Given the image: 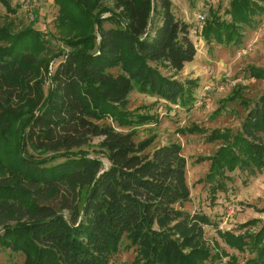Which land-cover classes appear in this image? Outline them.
Wrapping results in <instances>:
<instances>
[{
	"label": "trees",
	"instance_id": "obj_1",
	"mask_svg": "<svg viewBox=\"0 0 264 264\" xmlns=\"http://www.w3.org/2000/svg\"><path fill=\"white\" fill-rule=\"evenodd\" d=\"M55 1L58 28L72 48L62 55L39 56L47 39L32 25L16 33L0 25V157L6 170L0 222L19 210L28 214L25 222L2 227L0 245L22 252L24 264H110L125 237L142 264H221L206 241L207 225L229 247L254 250L251 264H264V225L237 234L219 229L206 213L185 209L191 191L180 143L146 152L154 139L137 142L133 133L116 128L155 118L130 109L134 91L184 108L195 103L199 81L176 75L195 59L197 48L173 1L116 0L120 11L108 17H102L103 0ZM261 1L231 0L230 20L212 12L203 39L240 45L245 26L264 14ZM0 2L10 8L9 0ZM58 56L63 58L50 76V61ZM249 74L264 79V68L251 65ZM235 91L230 99L240 97ZM242 103L248 110L237 130L180 129L221 141L212 155L199 159L210 161L200 183L209 184L214 199L236 170L248 176L264 171V94L252 107ZM96 137L102 138L108 166L84 149ZM55 154L63 160L51 163ZM39 199H58L70 218Z\"/></svg>",
	"mask_w": 264,
	"mask_h": 264
},
{
	"label": "rangeland",
	"instance_id": "obj_2",
	"mask_svg": "<svg viewBox=\"0 0 264 264\" xmlns=\"http://www.w3.org/2000/svg\"><path fill=\"white\" fill-rule=\"evenodd\" d=\"M173 11L178 19L187 23L189 35L197 48L195 59L186 63L184 69L176 75L181 81L197 79L199 87L195 91L196 100L191 108L176 106L163 99L141 94L134 91L130 94V109L139 114L154 115V120L132 127H118L117 130L131 132L137 142L154 139L146 152L178 142L182 145V154L187 160L186 178L191 191V201L185 204V209L191 213L208 214L221 230L235 233H256L264 225V171L255 176L236 170L230 175L232 181L227 182V190L217 192L212 198L209 184L202 182L209 171L210 161L199 159L212 155L221 141L209 142L206 134H183L181 128L197 125L211 131L215 128H240L245 118L248 106L252 107L264 94V79L252 77L249 74L251 65L264 68V14L255 16L253 26H245L243 42L240 45H220L216 42L206 43L203 39L202 27L212 12L224 19L230 20L227 14L231 0H172ZM116 0H103L100 9H104L102 17L118 13ZM10 8L0 2V25L6 26L16 33L28 26L41 30L48 48L38 55L51 58L54 55L71 51L72 48L64 42V35L58 28L60 8L55 0H9ZM264 6V0L261 1ZM12 9V10H11ZM154 19L157 21L158 17ZM106 27H111L109 22ZM77 32L72 27L70 36ZM100 40L98 35L97 42ZM2 44H7L3 42ZM63 57L50 61L49 70L55 67ZM165 74H170L162 69ZM50 80L46 83V90ZM239 89V98H229ZM235 93H237L235 91ZM238 94V93H237ZM102 138H94L84 149L91 157L100 158L105 166L109 165L105 152L101 149ZM49 154V153H48ZM60 154L53 155L56 163L62 161ZM4 158L0 157V178L5 176ZM1 181V180H0ZM40 203L50 204L56 211L70 218L69 210H61L59 200L39 199ZM83 204V200L80 205ZM19 210L11 218L0 222L2 227L25 222L28 214ZM244 225V226H243ZM207 243L221 259V264H251L257 253L250 248L244 251L233 249L226 245L218 234L215 226H205ZM25 255L0 245V264H24ZM135 246L124 237L120 249L113 254L110 264H142Z\"/></svg>",
	"mask_w": 264,
	"mask_h": 264
},
{
	"label": "built area",
	"instance_id": "obj_3",
	"mask_svg": "<svg viewBox=\"0 0 264 264\" xmlns=\"http://www.w3.org/2000/svg\"><path fill=\"white\" fill-rule=\"evenodd\" d=\"M52 70H53V69H51V72H52ZM51 72H50V74H49L50 76H51ZM175 105H176V106H179V105H177V104H175Z\"/></svg>",
	"mask_w": 264,
	"mask_h": 264
}]
</instances>
